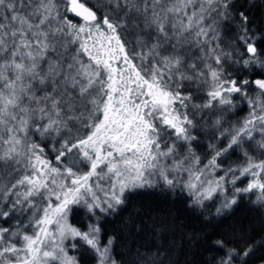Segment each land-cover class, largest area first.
<instances>
[{
  "label": "snow or ice",
  "instance_id": "obj_1",
  "mask_svg": "<svg viewBox=\"0 0 264 264\" xmlns=\"http://www.w3.org/2000/svg\"><path fill=\"white\" fill-rule=\"evenodd\" d=\"M262 22L264 0H0V264H119L103 223L137 190L264 206Z\"/></svg>",
  "mask_w": 264,
  "mask_h": 264
},
{
  "label": "trees",
  "instance_id": "obj_2",
  "mask_svg": "<svg viewBox=\"0 0 264 264\" xmlns=\"http://www.w3.org/2000/svg\"><path fill=\"white\" fill-rule=\"evenodd\" d=\"M260 13L257 12V16ZM264 23V22H262ZM238 199L231 209L217 214L220 199L206 209H193L179 193L161 188L137 190L126 203L103 223L108 236L116 237L114 256L119 264H138L139 257L151 261L160 249L164 264H204L212 253L207 243L223 238L239 250L254 245L259 250L248 264H264V206L254 203L255 195ZM77 220L80 218L77 217ZM81 264H92L85 256Z\"/></svg>",
  "mask_w": 264,
  "mask_h": 264
},
{
  "label": "rangeland",
  "instance_id": "obj_3",
  "mask_svg": "<svg viewBox=\"0 0 264 264\" xmlns=\"http://www.w3.org/2000/svg\"><path fill=\"white\" fill-rule=\"evenodd\" d=\"M246 112H247V108L245 107L244 112L240 113V117H243L246 114ZM241 186H243V185H241Z\"/></svg>",
  "mask_w": 264,
  "mask_h": 264
}]
</instances>
